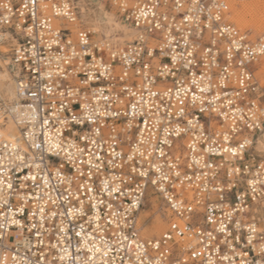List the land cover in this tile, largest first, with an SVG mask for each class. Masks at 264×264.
Returning a JSON list of instances; mask_svg holds the SVG:
<instances>
[{
  "label": "built area",
  "instance_id": "2783aa9c",
  "mask_svg": "<svg viewBox=\"0 0 264 264\" xmlns=\"http://www.w3.org/2000/svg\"><path fill=\"white\" fill-rule=\"evenodd\" d=\"M105 1L137 30L123 47L75 0H0L21 140L0 139V264H264V34L226 0ZM149 192L168 218L151 238Z\"/></svg>",
  "mask_w": 264,
  "mask_h": 264
},
{
  "label": "rangeland",
  "instance_id": "374dc122",
  "mask_svg": "<svg viewBox=\"0 0 264 264\" xmlns=\"http://www.w3.org/2000/svg\"><path fill=\"white\" fill-rule=\"evenodd\" d=\"M226 1L230 9L229 20L231 19V21L234 22L240 28L244 30H248L253 39H256L262 34H264V0H226ZM75 2L80 10L79 18L81 25L89 28L90 24L85 22L86 16L81 13L78 0H75ZM87 3L92 8L96 10L98 9V7L93 2H90V0H87ZM103 4L106 10L115 12V14L120 16V13L118 12V9L115 6H112L106 2ZM245 8L247 10L249 9V11L251 10L250 11L251 13L247 15L246 19L243 22H238L236 20L237 18L234 16H236V13L243 12L244 10H246ZM120 18L123 19L121 16ZM0 31L2 30L0 29ZM97 35L98 37L99 35L103 36V33H99ZM13 38L15 37L12 35L8 41L2 43L4 47L1 52L2 60H0V77L5 73L7 74L6 65H5L6 63H8V66L14 71L10 77L15 79L18 76V69L16 66L14 67L10 55L11 48L15 44ZM257 75L261 80V83H263L264 85V56L261 58L259 62V69L257 71ZM5 101L8 102L9 100L5 99ZM251 153L256 157V159L259 158L264 159V152L257 151L254 145L251 148ZM254 216L259 222L260 230L264 232V210H262V212H257L256 214H254ZM139 226H140L141 234L144 237H149V238L160 236L168 226V218L164 211V203L162 199L154 192H149L147 195L145 205L140 212Z\"/></svg>",
  "mask_w": 264,
  "mask_h": 264
},
{
  "label": "bare ground",
  "instance_id": "6f19581e",
  "mask_svg": "<svg viewBox=\"0 0 264 264\" xmlns=\"http://www.w3.org/2000/svg\"><path fill=\"white\" fill-rule=\"evenodd\" d=\"M90 2H93L98 7V9L96 10L89 6L87 0H78L81 13L86 16L85 22L90 24V27L87 28L90 29L93 33L92 40L94 42H103L104 44L108 43L110 45H113L114 47H123L137 37V30L134 28V26L131 23L127 22L125 19H118L111 12L106 10L103 4V0H90ZM104 2L106 1L104 0ZM244 11L238 12L236 13V16H234L237 18L236 20L238 22H243L246 19L247 15L251 13V10L249 11V9H246ZM79 24H81L80 18L76 25ZM0 33H3V35L8 37L9 39L12 36L9 31H0ZM99 33H103V36L99 35L98 37L97 34ZM13 41L15 44L17 43L15 38H13ZM3 47L4 45H2V43L0 42V60H2L1 52ZM5 65L7 74L5 73L0 77V102L7 103L5 99H8V102H10L11 104L15 100H17L16 78L14 79L10 77L14 71L8 66V63H6ZM0 139H12L21 141L18 125L14 116L10 113L7 114L6 117L0 114ZM253 145L257 151L264 152V132L262 135L256 138ZM262 203L258 202L253 205L251 209L252 216H254V214H256L257 212H262V210H264V202Z\"/></svg>",
  "mask_w": 264,
  "mask_h": 264
},
{
  "label": "crops",
  "instance_id": "0c3cea01",
  "mask_svg": "<svg viewBox=\"0 0 264 264\" xmlns=\"http://www.w3.org/2000/svg\"><path fill=\"white\" fill-rule=\"evenodd\" d=\"M103 3H105L104 1H103ZM109 12H111L114 16H116L117 18H119L120 16H118L117 14H115V12H112V11H109ZM119 19H121V18H119ZM100 36H102V35H100Z\"/></svg>",
  "mask_w": 264,
  "mask_h": 264
}]
</instances>
